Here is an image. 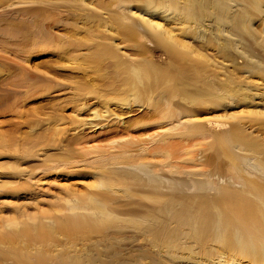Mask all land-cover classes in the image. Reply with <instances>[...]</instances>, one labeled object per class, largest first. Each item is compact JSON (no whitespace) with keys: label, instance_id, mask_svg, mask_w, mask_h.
I'll list each match as a JSON object with an SVG mask.
<instances>
[{"label":"bare ground","instance_id":"1","mask_svg":"<svg viewBox=\"0 0 264 264\" xmlns=\"http://www.w3.org/2000/svg\"><path fill=\"white\" fill-rule=\"evenodd\" d=\"M75 1L81 7H73L74 4L66 1L69 12L61 7V0H20L0 5V111L14 108L13 104L3 108L6 102H16L17 105L40 90H49L51 81L60 83L50 71L30 65L27 58L37 49L58 47L57 44L62 41L81 46L85 34L80 36L79 30L64 25L71 14L74 20L83 18L89 25L87 39L96 45L94 53L98 59L105 56L113 67L111 71H105L111 73L108 74L111 95L106 99L97 95L103 110L94 109V117L106 115L102 113L116 114L112 105L122 110L127 108L128 112L137 105L138 110L142 108L138 118L154 117L148 122L159 126L171 123L170 128L175 131L112 141V147L119 148L117 151L108 150L106 146L90 157L86 149L80 148L82 129L79 126L61 127L68 120L60 114L43 119L40 134L57 144L58 149L70 151L43 162V171L57 170L73 175L81 172V166H95L94 163L99 162L97 172L89 173L99 175L94 186L100 188L66 201L64 207L70 211L65 213L51 210L35 215L25 209L17 210L16 214H24L34 220L35 234L27 225H18L0 215V262H3L0 264H32L43 259L42 254L34 255L27 247L33 240H44L46 229L56 228L65 235L84 229L103 233L113 226L120 215L130 217L128 220L135 227L134 241H143L142 254L150 259V264L187 263L183 260L187 258L184 255L187 253L193 264H204V261L226 264V258L220 259L224 256L215 257L210 250H205L210 240H216L220 250L226 247L236 250L239 256L247 259V264H264V143L253 139L244 148L249 152L245 158L252 160L249 164L259 172L258 178L241 173V165L232 166L229 162L231 171L226 176L211 168L186 169L182 165V152L206 122L200 119L198 109L189 107L178 111L169 103L179 96L177 102L221 104L220 100L224 97L240 93V89L226 86V79L212 77V67L218 65L214 60L217 52L222 53L220 55L224 59L233 61L232 50L227 48L229 45L226 49L221 46L223 50L214 51V40L203 35L200 44L194 43L198 26L201 29L207 20L212 22V26L214 23L217 30H227L243 38L248 54L257 58L241 65L242 71H248L243 77L244 83L249 87L252 83L256 84L253 80L246 81L252 77L264 82V55L254 46L260 44L264 51V35L259 37L250 25L253 15L250 8L261 10V0H112L111 6L117 9L109 7L105 10L92 5V1ZM16 3L25 5H14ZM51 10L66 14L62 19L51 21ZM171 24H182L183 29L176 30ZM7 30L12 36L6 35ZM247 38L250 40L247 41ZM259 39L262 41L258 42ZM125 40L131 41V46L125 44ZM147 42L153 46H148ZM230 44L233 47L232 41ZM121 46L132 47L134 52H120ZM157 51L168 56V64L155 58ZM198 82L200 85H197ZM190 86L193 88L190 89ZM251 89L244 88L245 99L254 97ZM150 102H155V105L150 106ZM85 107V102L77 106V116ZM122 118L118 115L116 123L118 127L123 126L121 130L129 126L121 123ZM138 118L132 124L141 123ZM257 120L264 123V116ZM26 122L28 120L0 121V146L8 145L10 138L7 135L13 134L16 139V133L21 132L17 126ZM76 122L80 125L91 123L81 118ZM148 122H143L142 126L149 125ZM70 123L73 124V121L70 120ZM4 124H12L11 131L1 129ZM37 125L32 124V130ZM179 128L181 131H178ZM71 130L74 132L64 137ZM20 139L30 140V136H21ZM29 147L26 154L36 156L32 148L34 142ZM197 156L199 163L191 161V164L203 165L204 156ZM160 157L164 159H158ZM13 158L15 161L10 164L9 170L3 176L1 174L8 181L0 182V190L2 187L17 190L22 186L27 191L23 195L34 196L35 189L30 187L35 167H21L22 162H26L23 155H13ZM106 174L109 178L116 176L117 183L101 180ZM182 174L190 178L182 180L177 177ZM67 192L74 193L70 189ZM125 197L127 199H121ZM37 217L39 221L35 222ZM45 218L50 219L49 226L44 222ZM4 222L12 224V227L2 229ZM22 237H25L26 245L16 247L14 244ZM55 241L62 242L60 239ZM5 243H9L10 247H6ZM183 245H188L190 252H185L188 248ZM191 245L194 250H191ZM248 247L251 249L248 250ZM63 254L64 251L59 255ZM76 260L71 262L62 258L60 264H78ZM232 264L241 263L236 261Z\"/></svg>","mask_w":264,"mask_h":264},{"label":"rangeland","instance_id":"2","mask_svg":"<svg viewBox=\"0 0 264 264\" xmlns=\"http://www.w3.org/2000/svg\"><path fill=\"white\" fill-rule=\"evenodd\" d=\"M11 1L20 0H0V5L7 4ZM66 1H69V4H74L75 6L73 7H81L75 0H61V7L64 10H69V4ZM88 1H92V5L100 9L105 10L109 7H111V9H117L115 6H111L112 0ZM14 5L25 4L16 3ZM92 5H90L91 8L93 7ZM130 6L131 5H129V7ZM237 7L238 6L234 9ZM250 9L253 11L250 25L255 28L259 37H263L264 0H261V10ZM51 12V21L54 19H62L66 14L65 12L57 14L58 11L55 10H51ZM64 25L68 28L79 30L80 36L85 34L86 38L81 46L76 47L72 42L62 41L57 44L58 47L55 45L47 46L44 49H37L27 58L28 63L33 67H38L40 70H48L50 73L54 74L56 79L60 81L58 84L61 85H58L56 81H51L49 90H40L32 96H29L26 100L18 102L17 105L16 102H6L3 108L8 104H13L14 108L0 111V121L9 119L28 120V122L21 123L17 126L21 132L16 133V139L13 134L7 135L10 138L8 145L0 146V182L8 181L7 177H1V174L3 176V173L9 170L10 164L14 163L15 159L13 155L24 156L23 160L26 162H22L21 167L31 166L36 169V173L32 180V186L30 187L33 190L35 189L36 193L34 196L23 195L27 191L22 188V186L17 187V190H12V187H2L0 190V215L6 219H12L15 223H18V225H27L32 234L36 233L35 226L33 225L34 220L28 219L24 214H16L17 210L25 209L27 212H33L32 214L35 215L40 214L41 211L51 212V210L57 211L58 213H65L70 211L68 207H64L66 201L80 198L83 193H87L91 189L97 190L100 188L94 186L99 179V175L95 176L93 175L95 173H91L97 172L96 169L99 167V162L94 163L96 167L81 166L79 168L81 172H77L73 175H68L64 173V171L57 170L43 171V169H45L43 167V162L45 163L54 155L70 153L67 149H58L57 144H54L43 134H40L42 128L40 122L43 119L60 114L64 116L65 120H68L65 121V124L61 127L70 128L79 126V128L82 129V133H80L82 136L80 148L86 149L90 157L97 155V150L106 146L108 150L117 151L119 148H113L112 141L131 137H147V135L157 132L161 134L175 131L173 128H170L172 125L171 123H165L159 126L156 123L148 122L155 119L154 117L153 119L138 118L141 115L142 108L138 110L137 105H134L133 110L130 112L126 111L127 108L122 110L119 109L118 106L112 105V107L116 109V114L108 115V113H102L106 115L94 117V109L103 110L101 107L103 106L102 101L98 100V96L101 99H106L111 95V86L109 85L110 78L108 77L110 72L106 73L105 71H111L113 67L107 59H105V56L102 59H98V55L94 53L96 45H94L91 40L87 39V29L89 25L83 18L74 20L71 14H69L66 24ZM171 25L176 27V30L183 29L181 26L182 24ZM4 27H6V29L8 28L5 23ZM191 32H193V30H191ZM6 33H8L6 34L7 36H12V34H10L11 31L7 30ZM202 35L203 37L205 36V38L207 37L214 40V46L212 47L214 51L223 50L221 46H224L226 49V46L229 45L227 48H229L230 51L232 50L231 59L233 61L231 62L230 60L224 59L220 55L222 53L216 51L217 56L214 60L218 62V65L212 67V77L213 79H226V86L240 89V93L233 97H224V99L220 100L221 104L177 102V100L180 99L179 96L175 97L176 100L174 102H169L173 104L178 111L184 108L189 109V107L198 109L200 111V119L206 122L204 123L203 129L196 132L197 134L190 142V145L182 152V165L186 169L211 168L216 170V173L226 176L231 171L230 165L227 164L229 162L232 166L235 164L241 165V173L246 172L249 176L258 178L259 172L253 169L249 164L252 160H247L245 158V155L249 154V152L244 148H246L253 139L264 143V123H260L259 120H257L258 117L264 116V82L260 78L252 77L246 81L253 80L258 85L252 83V86L249 87L243 81V77L248 74V71H242L243 68H241L242 64H246L247 61L251 60V62H253L257 60V58L255 56H250V53L248 54L245 43H243V38L230 34L227 30H217L214 23L212 26V22H209V20L201 26V29L198 26V31L194 35V39H196L194 43L196 45L203 41L204 38H202ZM26 38L18 37V39ZM246 40L249 41L250 39L247 38ZM125 41V44L128 43V45H130L131 41ZM230 41L233 42V47L230 46ZM260 41L262 40L259 39L258 42ZM147 45L150 47L153 46L151 42H147ZM254 46L264 55L263 48L260 44L256 43ZM120 52L132 54L134 51L132 47L123 48L121 46ZM155 58L159 62L165 63V65L169 63L168 56L162 51L155 52ZM197 85H200V82H198ZM189 88L192 89L193 86ZM244 88H252L250 91L251 93H255L254 97L245 99ZM82 102H85L87 107L80 110L79 116H77V106L81 105ZM150 103V106L155 105V102ZM19 112H22V114ZM118 115L123 117L121 123L125 122V124L129 125L128 128L121 130L123 126L118 127L116 124ZM79 118L83 119L84 122L87 120L91 123L80 125L76 122ZM136 118H138L137 120L141 121V123L137 125L134 123L132 124ZM70 120L73 121V124L70 123ZM143 122H148L149 125L142 126ZM35 123H38V125L32 130L31 125ZM12 128V124H4L1 127V129L8 131H11ZM235 128L238 129L233 131ZM178 131H181V128H179ZM73 132L74 130L65 133L64 137ZM26 135L30 136V140L23 141L20 139L21 136ZM33 142L34 147L32 148L37 155L31 157L26 154V150L31 148L29 146ZM197 154H202L205 158L201 166H193L191 164V161L199 163ZM158 159L164 158L160 157ZM89 171L91 172L89 173ZM114 177L115 178H109L106 174L101 180L117 183V177ZM177 177L182 180L190 178L186 174ZM68 189L72 190L74 193L71 195L67 192ZM39 208L42 209L38 211ZM128 218L130 217L127 215H120L113 226L109 227L108 231L103 233H94L91 230L86 231V229H84L83 231L65 235L56 228H50L49 231L46 229V237L44 240H33L27 247L28 251L32 254H42L43 257L41 260L33 261L32 264H60L62 258H66L69 261L77 259L75 262H78V264H150V259L142 254L144 249L143 241H134L133 232H135V227ZM34 219L35 222L39 221L38 217ZM45 219L44 222L49 226L48 221L50 219ZM3 226L2 229H9L12 227V224L9 225L4 222ZM55 239H60L62 242L55 241ZM216 244V240H210L205 250H210V253L212 252L215 257L218 255L224 256L220 259L226 258V264H232L236 261L241 264H247V259L239 256L236 250H229L228 247H226L225 250H220ZM5 245L6 247H10L9 243H5ZM14 245L16 247L25 246V237L20 238L19 242ZM183 247L188 248L184 250L185 252H190L188 245H183ZM247 249L250 250L251 248L248 247ZM191 250H194L193 247ZM62 251H64V254L59 255ZM195 251L198 250L196 249ZM184 255H186L187 258L183 260H186L187 263L178 262L177 264H193L188 253ZM234 255H236V257H234ZM5 262L7 263V261ZM209 263L211 264V262ZM204 264L208 263L204 261Z\"/></svg>","mask_w":264,"mask_h":264}]
</instances>
